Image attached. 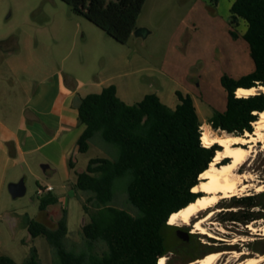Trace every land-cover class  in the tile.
<instances>
[{"label":"trees","instance_id":"trees-1","mask_svg":"<svg viewBox=\"0 0 264 264\" xmlns=\"http://www.w3.org/2000/svg\"><path fill=\"white\" fill-rule=\"evenodd\" d=\"M63 1L75 13L86 14L117 41L127 43L146 0ZM241 20L246 24L242 36L249 44L254 69L239 79L226 74L221 77L228 92L226 109L215 110L208 118L214 130L236 135L253 133V124L264 111L263 92L236 95L238 87L264 85V0H233V37H239L236 27ZM177 95L180 102L175 108L163 103L156 93L129 104L112 84L82 99L79 120L86 127L78 139V151H87L90 142L100 136L109 147L110 157L91 158L86 169L77 172L75 189L85 193L82 204L90 216L82 226L81 243L69 246L64 209L53 227L38 218L23 216L31 237L47 238L53 264H157L167 251L169 233L176 227L168 223L169 217L201 195L192 188L200 182V174L209 168L216 151L222 149L218 143L203 145V122L194 99L180 91ZM258 194L264 197V191ZM121 196L133 211L117 205ZM249 199L254 195L246 196L242 203L248 207L264 205ZM57 204L58 198L48 191L40 198L39 209L45 212ZM237 219L236 214L227 218ZM193 245L208 253L209 246L199 239ZM0 264L18 263L0 255ZM22 264H43L35 246Z\"/></svg>","mask_w":264,"mask_h":264},{"label":"rangeland","instance_id":"rangeland-1","mask_svg":"<svg viewBox=\"0 0 264 264\" xmlns=\"http://www.w3.org/2000/svg\"><path fill=\"white\" fill-rule=\"evenodd\" d=\"M232 1L146 0L138 20L140 24L149 27L151 34L147 37L145 35L132 37L128 43L114 42L119 48L130 50L131 53H139L142 56L143 80L148 81L146 74L155 68L167 73H175L176 68H179L181 70L178 71L181 72L177 73V71L176 74L186 75V80L195 93L210 106L211 114L215 110L223 111L226 108L228 92L221 82V77L226 74L239 79L254 69L249 44L242 36L246 30L245 22L241 20L236 27L239 37H233L230 33ZM89 25L100 30V27L89 21L86 14L75 13L72 7L63 0H0V47L16 46L18 55L16 64H21L22 59L25 63L29 56H32L34 62L29 63L31 69H37L40 57L43 60L53 61L60 51L66 49L63 44L66 43L68 46L73 39H76L79 45L82 44L85 35L89 33ZM77 54L80 55L79 51ZM1 55L2 52H0ZM196 103L203 124L209 126L211 132L221 133V130H214L208 123V118L202 115V103L199 100ZM253 127L255 129L254 124ZM107 146L101 137L97 136L91 141L88 153L80 158L99 155L110 157ZM242 169L251 171L258 180L256 183L264 181L262 143L256 145L255 152ZM258 193L251 188L248 192L234 196L236 199L234 197L224 199L215 206V213L205 223V226L221 238L200 232L193 233L202 244L209 246L208 253H222L215 264H240L245 260V256H264L262 231L252 233L247 227L248 224L258 228L264 226V214L257 216L258 213H264V205L248 209L242 203L246 196L254 195V199L248 201H260L264 204V197H260ZM84 196L83 191H76L75 196L67 201L68 228L69 232L72 231V239L68 236L69 246H78L82 241L83 233L80 231L78 235L76 233L83 219L80 201L82 203ZM124 200L125 197L121 196L117 200V205L133 211L126 206ZM232 202L241 203V206L244 205L246 208L239 207V204H232ZM3 203L8 205L12 211H7V215L0 220V255L10 256L16 263L22 264L29 255L31 247L35 246L42 263L53 264L52 248L47 238L40 235L31 239L30 233L20 225L24 223L19 213L25 210L32 215L38 203L36 184L28 183L27 191L23 196L14 198L9 195ZM232 214L252 216V219L242 223L237 220H227ZM49 218L50 216L42 214L38 219L53 227L55 223H52ZM58 218L59 215L53 216L55 222ZM86 218L90 221L88 213ZM195 220L196 218L191 224L179 221L173 226L189 227L193 231ZM85 221L86 219L83 224L86 223ZM216 226L223 228L224 231H220ZM234 226L242 227L243 231ZM233 231H236V234ZM28 235L30 240H25L24 238ZM73 238L74 241L78 240L77 245L70 243L71 240L73 242ZM234 239L236 242L233 244L231 241ZM233 251L246 254L234 258L232 257ZM167 256L170 255L167 254L164 257Z\"/></svg>","mask_w":264,"mask_h":264},{"label":"crops","instance_id":"crops-1","mask_svg":"<svg viewBox=\"0 0 264 264\" xmlns=\"http://www.w3.org/2000/svg\"><path fill=\"white\" fill-rule=\"evenodd\" d=\"M137 28H140V34L133 33L132 37H147L152 32L139 20ZM114 41L117 40L101 28L89 25V33L82 44L79 45L76 39L68 46L63 44L66 49L60 51L53 61L38 58L37 69L30 68L29 63L34 62L32 56L25 63L23 59L21 64L15 63L18 57L16 46L0 47V220L7 211H12L3 203L11 195L9 184L24 178L26 187L28 183L36 184L38 203L32 215L24 210L19 217L39 218L46 214L52 223H56L53 216L60 217V210L64 209L68 225L67 201L76 194L77 172L86 169L91 158L106 157L80 158L88 153L91 142L87 151H78L77 142L86 125L79 120L75 105L77 98L82 100L114 84L118 96L129 104L140 101L148 93H156L163 103L175 108L180 102L177 95L180 91L190 94L196 107L198 100L202 103L205 118L212 115L210 106L195 93L186 75L176 74L181 69L167 73L155 68L146 74L148 81H145L142 56L119 48ZM47 185L54 187L49 192L58 198V204L49 206L43 213L39 209L40 198L48 191L40 190ZM80 205L83 219L77 235L82 232L84 219L89 222L81 201ZM20 225L28 231L27 226ZM71 234L72 231L68 232L72 239ZM24 239L30 240L29 235ZM77 241L73 238L70 243L77 245Z\"/></svg>","mask_w":264,"mask_h":264},{"label":"bare ground","instance_id":"bare-ground-1","mask_svg":"<svg viewBox=\"0 0 264 264\" xmlns=\"http://www.w3.org/2000/svg\"><path fill=\"white\" fill-rule=\"evenodd\" d=\"M258 91L264 93V85L245 88L239 87L236 90L238 97L255 94ZM258 120L254 122V132H245L244 135H236L226 132H211L209 126L203 124L202 129V143L205 146H211L214 143L221 145L222 149L217 150L213 161L209 168L200 174V182L192 188L194 192H200L201 195L187 206L175 211L169 217V224H177L181 221L184 224H191L192 220L196 218L193 223V232H200L212 237L221 238L213 231L209 230L205 223L214 215V208L222 200L232 198L239 193L248 192L251 188L256 192L264 191V182H258L255 175L248 170L239 171L250 159L255 152L256 145L261 142L264 148V111L259 112ZM226 158L227 162H222ZM209 210L207 214L198 218L197 215ZM248 228L252 233L262 231L264 235V226L261 228L255 225L248 224ZM224 231L223 228H219ZM246 240V238H243ZM236 239L231 241L235 243ZM246 254L245 252L233 251L232 257L239 258ZM222 253L211 252L204 255L197 260L191 261L189 264H215ZM166 258L161 257L160 264H165ZM242 264H264V256L248 257Z\"/></svg>","mask_w":264,"mask_h":264},{"label":"flooded vegetation","instance_id":"flooded-vegetation-1","mask_svg":"<svg viewBox=\"0 0 264 264\" xmlns=\"http://www.w3.org/2000/svg\"><path fill=\"white\" fill-rule=\"evenodd\" d=\"M232 203L236 204V202H232ZM238 206L246 208V206L244 205L241 206V203ZM255 206H259V205H253L250 207L247 206V208L251 209ZM243 212H246V211H243ZM263 214L264 213H258L257 216L263 215ZM237 216L240 218V219H237L238 222L242 223V222L249 221L248 216H241V215H237ZM212 223L214 224L213 221ZM234 227L240 231H243L242 227H238V226H234ZM216 228L219 229L218 226H216ZM193 233L194 232L189 227H183V226H176L175 228L171 230L168 236L169 247L167 251L164 253V255L160 256V257H164L167 254L170 255L166 257L167 261L165 264H189L191 260L204 255V251L199 246L193 245V241L197 239V236H195ZM233 233L236 234V231H233ZM197 248H200V249H197ZM244 258L247 259L248 257L245 256ZM242 263L243 261L240 264Z\"/></svg>","mask_w":264,"mask_h":264},{"label":"water","instance_id":"water-1","mask_svg":"<svg viewBox=\"0 0 264 264\" xmlns=\"http://www.w3.org/2000/svg\"><path fill=\"white\" fill-rule=\"evenodd\" d=\"M134 34L135 35H139L140 34V28H136L135 29V31H134ZM252 87H255V86H252ZM239 88V87H238ZM245 88H251V87H245ZM260 91H258L257 93H259ZM81 103H82V100L80 99V98H77V101H76V103H75V105L77 106V107H79L80 105H81ZM222 132H226V133H228L227 131H225V130H221ZM247 132V131H246ZM221 146V145H220ZM217 152V151H216ZM226 159H228V158H226ZM243 169L241 168L239 171H242ZM264 182V181H263ZM9 191H10V193H11V195H12V197H19V196H23L25 193H26V191H27V187H26V184H25V179L24 178H21L19 181H16V182H11L10 184H9ZM207 212H209V210H206V211H204V212H202V213H200V214H198L197 215V217L198 218H200V217H202V216H204L205 214H207ZM207 254V253H206ZM205 254V255H206ZM199 258H201V257H197V258H195V259H193V260H191V261H194V260H197V259H199ZM190 261V262H191Z\"/></svg>","mask_w":264,"mask_h":264},{"label":"built area","instance_id":"built-area-1","mask_svg":"<svg viewBox=\"0 0 264 264\" xmlns=\"http://www.w3.org/2000/svg\"><path fill=\"white\" fill-rule=\"evenodd\" d=\"M54 189V187L52 186V185H47L45 188H43V189H41L40 190V192H43V191H51V190H53ZM160 260H161V257L160 258H158V260H157V264H160Z\"/></svg>","mask_w":264,"mask_h":264}]
</instances>
